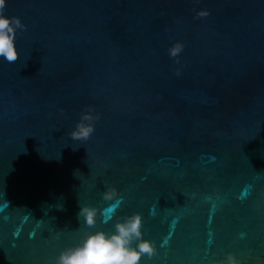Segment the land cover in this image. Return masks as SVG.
<instances>
[{
	"label": "water",
	"instance_id": "1",
	"mask_svg": "<svg viewBox=\"0 0 264 264\" xmlns=\"http://www.w3.org/2000/svg\"><path fill=\"white\" fill-rule=\"evenodd\" d=\"M4 12L27 28L18 59H0V264H52L89 230L85 204L106 231L142 215L158 249L142 264L226 252L264 264V0H7ZM86 106L100 118L74 141ZM108 189L123 201L105 224Z\"/></svg>",
	"mask_w": 264,
	"mask_h": 264
},
{
	"label": "clouds",
	"instance_id": "2",
	"mask_svg": "<svg viewBox=\"0 0 264 264\" xmlns=\"http://www.w3.org/2000/svg\"><path fill=\"white\" fill-rule=\"evenodd\" d=\"M6 3L7 0H0V59L11 63L19 57L17 34L24 31L27 25L20 17L5 14ZM207 14L204 10L198 12V15ZM182 48L183 45L176 42L168 49V54L176 57ZM176 74H180L179 68ZM99 118L91 106H86L68 136L74 141H87L94 133L95 122ZM102 198L106 201L115 199L116 202L105 211L102 222L107 224L113 221L115 209L122 203L123 197L117 198L116 190L108 189L102 193ZM97 217L96 208L80 205L77 219L82 220L89 230L83 233L77 243L61 249L52 264H142L144 257L150 260L158 255L156 243L144 238V221L140 213L134 212L115 219L110 231L96 228ZM211 264H242V260L232 252H226L222 259L212 260Z\"/></svg>",
	"mask_w": 264,
	"mask_h": 264
}]
</instances>
